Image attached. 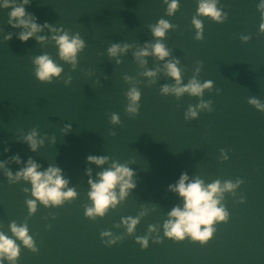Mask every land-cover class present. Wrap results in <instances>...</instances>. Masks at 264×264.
<instances>
[{"label":"water","instance_id":"water-1","mask_svg":"<svg viewBox=\"0 0 264 264\" xmlns=\"http://www.w3.org/2000/svg\"><path fill=\"white\" fill-rule=\"evenodd\" d=\"M198 2L177 0V10L169 15L165 0H28L25 11L37 24L84 41L75 65L58 56L51 36L60 33L44 28L21 43L18 34L26 29L12 27L11 8H0V162L5 165L0 168V232L12 236L11 223L26 224L37 248L33 253L21 246L17 264H264V112L249 103L256 99L264 105L258 0H216L227 14L223 23L196 16ZM193 17L203 22L202 39H196ZM161 19L171 27L155 38L151 28ZM36 36L48 38L38 42ZM157 40L169 52L164 60L136 56L146 46L151 52ZM113 44L127 48L113 57L108 54ZM44 54L62 68L51 83L34 75L33 60ZM173 61L181 85L168 75L165 65ZM148 71L155 74L149 77ZM193 78L211 81L212 87L201 97L162 91ZM133 88L140 94L136 113L127 111ZM201 101H211V110L201 108L196 118H186ZM33 130L43 140L34 152L24 141ZM90 155L108 160L97 166L87 160ZM28 159L41 166L39 171L60 168L76 197L58 207L37 201L30 215V183H11L5 175L15 174ZM113 162L133 170L136 186L103 217L86 218L85 209L92 206L88 180L95 182ZM182 173L205 185L243 181L235 195L223 193L228 222L217 224L204 245L163 237L168 213L183 207V199L168 187ZM123 217H139L132 236L126 235ZM150 225L158 228L161 243L149 239L141 249L136 237L149 234ZM103 231L122 239L106 246Z\"/></svg>","mask_w":264,"mask_h":264},{"label":"clouds","instance_id":"clouds-1","mask_svg":"<svg viewBox=\"0 0 264 264\" xmlns=\"http://www.w3.org/2000/svg\"><path fill=\"white\" fill-rule=\"evenodd\" d=\"M28 3V0H22L20 5H16L14 0H0V8H11L9 12V23L12 27H19L26 29L18 34V39L21 43H26L34 34L43 31L44 28H48L50 33H60L52 35L51 39L55 41L58 46V56L65 62L76 64V56L79 51L84 48V41L78 34L69 36L67 32H63L62 29L53 28L47 23L39 25L35 22L34 18L29 16L24 5ZM167 4V13L172 15L178 8L177 0H165ZM257 11L260 14L259 31L264 33V0H258ZM196 16H204L211 19L215 23H223L227 18V14L216 6V0H199ZM15 20V23L12 21ZM192 23L197 30L196 39H202L203 35V22L196 17H193ZM171 25L166 20H159L157 24L151 28L152 34L155 38H163L165 36V30L169 29ZM48 37L36 36L38 42H42ZM5 40L11 39V35H6ZM247 39V37H245ZM127 48V45L120 47L118 44H113L108 48V54L115 57L118 52L123 53ZM154 55L160 60H164L169 52L163 44L157 40V42L151 45V52L148 50V46L141 49L136 53L137 57H144L148 55ZM143 63V61H141ZM119 63V61H117ZM178 62L166 63L168 75L176 81L177 85H181V77L179 69L176 64ZM35 65L34 75L35 78L41 83H51L54 77H59L62 72V68L53 62V60L47 55L37 56L33 60ZM155 73L148 71L145 75L151 77ZM68 82L65 81V84ZM212 82L205 81L204 83L198 82L195 78L190 80L187 84L169 88L165 86L162 91L168 93L174 92L177 96L188 93L189 95L201 97L204 89L211 88ZM128 97L131 103L128 106L127 111L136 113L138 108L136 102L140 98V94L136 89H131L128 92ZM258 111L264 112V105H261L256 99L249 101ZM205 108L211 110V101H201L196 109L189 108L185 117L196 118L197 110ZM112 122H118V117L114 114L112 116ZM66 130H70L71 126L66 125ZM24 141L28 144L31 151H36L37 147L43 143V140L37 138V132L33 130L24 137ZM7 151V149H5ZM223 160H227V154L221 150ZM13 160L16 163H20L18 157L13 156ZM90 163H94L97 166L104 165L108 160L106 156H94L87 157ZM4 162H0V168H4ZM40 165L34 162L32 159H28L24 162V167L18 169L15 174L11 171H6L5 175L11 183L23 180L31 185V197L32 199L26 200V205L29 210V214H33L36 211L37 201L40 202L45 208L62 206L65 201L72 200L76 197L77 193L73 188H67L68 181L63 178L62 170L58 167L49 166L43 171H39ZM90 175V170H89ZM134 175L133 170L123 164L113 162L111 166L96 174L97 179L94 182L89 178L88 183L90 185V192L88 196L92 201V206L85 209L84 215L86 218L95 219L96 217H103L109 207L115 208L116 205L125 199L128 195L129 189L135 188V183L132 179ZM186 181H188L186 183ZM243 183L242 180L236 179L235 183L231 181H225L223 184L219 180L213 181L210 184L205 185L200 179H194L189 181V177L186 173H182L175 183V185H169V191L177 193L180 198L183 199V207H173L168 213V219L163 223V237L170 239L174 242H182L185 239L191 242H198L201 245L206 244L216 231V225L221 223H227L229 219V213L225 206L221 204L223 199V193L231 192L236 194L235 190ZM118 187V193L116 191ZM66 189V190H62ZM25 192L28 189H24ZM240 202L243 203V197L241 196ZM219 205V206H218ZM54 218V217H53ZM139 223V217H123L121 224L125 226L126 235L132 236L136 225ZM203 226V227H202ZM9 229L12 236H8L3 232H0V264H17L20 255L21 246L30 250L31 252H37L33 237L28 234V227L26 224L17 225L15 222L9 225ZM148 233H157L155 236L145 234L143 237H136V243L140 245L141 249H146L149 244V239H152L153 243H161V237L159 230L156 226H149ZM101 239L106 246H112L122 239L121 236L112 237V233L109 231H103L100 233ZM16 241H19L18 244Z\"/></svg>","mask_w":264,"mask_h":264}]
</instances>
